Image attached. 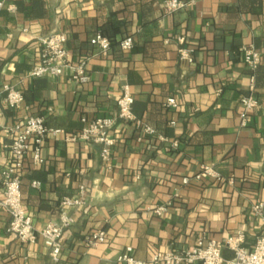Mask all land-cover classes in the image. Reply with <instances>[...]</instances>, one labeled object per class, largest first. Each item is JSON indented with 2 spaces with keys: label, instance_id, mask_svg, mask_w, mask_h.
<instances>
[{
  "label": "crops",
  "instance_id": "obj_1",
  "mask_svg": "<svg viewBox=\"0 0 264 264\" xmlns=\"http://www.w3.org/2000/svg\"><path fill=\"white\" fill-rule=\"evenodd\" d=\"M13 1L0 10V85L19 89L24 101L15 111L0 103L1 126L40 116L76 135L95 118H116L128 85L134 116L154 133L117 121L108 164L96 143L46 136L42 162L33 165L30 151L25 159V212L40 230L58 222L61 199L79 186L81 205L66 210L73 221L56 260L40 238L29 245L7 233L9 215L0 208V264H122L116 258L127 249L148 262L155 252H182L200 238L224 242L236 232L250 249L264 227V0H179L188 5L173 12L166 0H43L38 16L16 11ZM103 25L115 44L98 55L89 40ZM54 32L66 36L71 63L85 60L87 82L28 77L40 59L37 39ZM128 36L133 47L119 49ZM249 45L259 53L253 73L242 55ZM181 46L192 50L191 63L179 59ZM248 95L257 105L241 126L240 100ZM168 98L175 108L165 106ZM10 142L0 131V196ZM203 165L224 181L192 180ZM259 203L261 216L253 211ZM96 230L104 241L86 245Z\"/></svg>",
  "mask_w": 264,
  "mask_h": 264
},
{
  "label": "built area",
  "instance_id": "obj_2",
  "mask_svg": "<svg viewBox=\"0 0 264 264\" xmlns=\"http://www.w3.org/2000/svg\"><path fill=\"white\" fill-rule=\"evenodd\" d=\"M3 4L4 0H0V10ZM187 5V2L179 0H166L164 2L167 12L185 8ZM178 42L183 44V39H178ZM37 43L40 47V59L38 65L28 72L29 78L68 74L73 82L84 83L88 81L89 76L86 74L84 67L85 60L75 64L71 63L66 49V36L63 33L54 32L39 37ZM89 43L95 48L98 55H105L111 49L109 40L99 33L91 37ZM118 46L122 50H129L132 46V38L128 36L121 39ZM242 55L244 63L253 73L259 65V53L252 45H249L243 48ZM178 57L180 60L191 63L193 61L192 50L181 46L178 49ZM23 100V94L19 89L7 84L0 85V103L4 104L7 109L18 110L22 106ZM132 104L133 96L129 87L123 85L116 101V118H95L79 133L72 136L66 135L61 129L47 126L40 116H30L23 122H16L8 126L0 125V131L11 140L9 144L10 161L2 172V195L0 196V208L5 209L9 215L7 233L14 235L19 242L29 245L35 244L37 239L40 238L49 249L50 256L54 260L57 259L61 249L63 230L73 221L67 215L66 210L81 205L84 188L79 186L77 195L61 199L59 203L60 215L57 223L48 222L40 230H36L30 216L23 208L20 191L21 174L25 168L27 153L31 152V163L38 165L42 162L40 152L44 138L46 136H63L67 141L83 140L100 145V158L104 164H108L111 161V148L116 143V137L112 129L117 121L120 125L132 124L142 136L154 133L148 125L134 116ZM240 105V124L245 126L247 114L257 105V101L252 95H248L241 98ZM165 106L175 108L174 98H168ZM191 179L194 181L203 179L215 182L224 181V178L213 167L204 165L199 168V171ZM189 180V178H183L181 181L183 184H187ZM227 183L232 184L233 180L228 178ZM32 185L36 186L37 184L33 182ZM262 208V204L259 203L253 206V211L261 216ZM164 210V207H158L154 212L161 215ZM103 241L104 232L96 230L88 234L84 242L88 246H94ZM242 242V233L236 232L224 242L200 238L195 246L182 252H155L148 262L134 259L130 254V249H127L117 256L116 261L122 264H264V227L250 249L245 248ZM224 249L232 253L230 259L223 257L222 252Z\"/></svg>",
  "mask_w": 264,
  "mask_h": 264
},
{
  "label": "trees",
  "instance_id": "obj_3",
  "mask_svg": "<svg viewBox=\"0 0 264 264\" xmlns=\"http://www.w3.org/2000/svg\"><path fill=\"white\" fill-rule=\"evenodd\" d=\"M42 3H43V0H29V2H25L23 0H14L13 1V4L15 6L16 11H23V13L33 14L35 16L42 14L40 11ZM96 33H99L102 36L106 37L109 40V42L111 43V46L113 44H115L113 33L107 25H103L99 29V31H97ZM117 47L120 49V47L118 45H117ZM132 47H133V42H132L131 48ZM222 255L224 258H228V259H230L232 257V253L227 249L223 250Z\"/></svg>",
  "mask_w": 264,
  "mask_h": 264
}]
</instances>
